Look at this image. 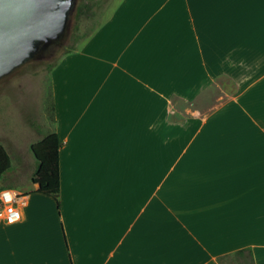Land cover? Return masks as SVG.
<instances>
[{
  "label": "crops",
  "instance_id": "1",
  "mask_svg": "<svg viewBox=\"0 0 264 264\" xmlns=\"http://www.w3.org/2000/svg\"><path fill=\"white\" fill-rule=\"evenodd\" d=\"M50 82L59 206L0 179V264H264V0H118Z\"/></svg>",
  "mask_w": 264,
  "mask_h": 264
},
{
  "label": "rangeland",
  "instance_id": "2",
  "mask_svg": "<svg viewBox=\"0 0 264 264\" xmlns=\"http://www.w3.org/2000/svg\"><path fill=\"white\" fill-rule=\"evenodd\" d=\"M117 1L77 0L64 39L50 47L42 60H31L0 79V144L13 161L2 180L15 185L29 180L36 164L30 145L52 126L51 73L66 56L80 49ZM225 82L228 80L220 83ZM224 264L233 263L226 260Z\"/></svg>",
  "mask_w": 264,
  "mask_h": 264
},
{
  "label": "water",
  "instance_id": "3",
  "mask_svg": "<svg viewBox=\"0 0 264 264\" xmlns=\"http://www.w3.org/2000/svg\"><path fill=\"white\" fill-rule=\"evenodd\" d=\"M77 0H0V79L64 39Z\"/></svg>",
  "mask_w": 264,
  "mask_h": 264
},
{
  "label": "trees",
  "instance_id": "4",
  "mask_svg": "<svg viewBox=\"0 0 264 264\" xmlns=\"http://www.w3.org/2000/svg\"><path fill=\"white\" fill-rule=\"evenodd\" d=\"M52 67V66H51ZM50 67V68H51ZM51 119L54 118V107L51 105ZM59 141L55 133L43 136L39 141L30 145V151L35 159V169L31 182L35 186V193L51 197L59 206ZM11 169V159L6 148L0 144V179ZM2 189V188H0ZM234 256L240 257L238 264H253L250 249L239 250Z\"/></svg>",
  "mask_w": 264,
  "mask_h": 264
},
{
  "label": "built area",
  "instance_id": "5",
  "mask_svg": "<svg viewBox=\"0 0 264 264\" xmlns=\"http://www.w3.org/2000/svg\"><path fill=\"white\" fill-rule=\"evenodd\" d=\"M26 196L13 189H0V215L7 223L19 222L23 219Z\"/></svg>",
  "mask_w": 264,
  "mask_h": 264
},
{
  "label": "bare ground",
  "instance_id": "6",
  "mask_svg": "<svg viewBox=\"0 0 264 264\" xmlns=\"http://www.w3.org/2000/svg\"><path fill=\"white\" fill-rule=\"evenodd\" d=\"M233 2H234V1H233ZM231 10H233V9H231ZM231 10L229 9L228 14L231 13ZM233 12H234V11H233ZM233 12H232L231 14H233ZM228 14H227V15H228ZM231 14H230V15H231ZM228 16H229V15H228Z\"/></svg>",
  "mask_w": 264,
  "mask_h": 264
}]
</instances>
